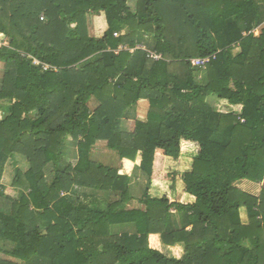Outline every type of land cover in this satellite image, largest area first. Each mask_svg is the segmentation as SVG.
<instances>
[{"label": "trees", "instance_id": "16d2710c", "mask_svg": "<svg viewBox=\"0 0 264 264\" xmlns=\"http://www.w3.org/2000/svg\"><path fill=\"white\" fill-rule=\"evenodd\" d=\"M129 1L0 0V264H264V0ZM182 140L198 146L180 174L194 201L151 196L156 150L178 159ZM15 155L13 196L1 180ZM123 159L137 170L119 173ZM152 233L182 257L149 248Z\"/></svg>", "mask_w": 264, "mask_h": 264}, {"label": "crops", "instance_id": "0c3cea01", "mask_svg": "<svg viewBox=\"0 0 264 264\" xmlns=\"http://www.w3.org/2000/svg\"><path fill=\"white\" fill-rule=\"evenodd\" d=\"M98 18L100 19V17H96L97 21H93L92 25H93L94 28H91V31L92 32L94 31L93 33H96V34L100 35L103 32L104 28H105V22L102 21V19H100V21H98ZM137 104H138L137 105L138 108H137V111H136V116H137L138 119L143 120L146 117V113H147V110H148L149 103H148V101L146 99H142ZM226 106H227L226 110H225V107H222V106L221 107L225 111H227L228 109H231V107L232 108L233 107H238V109H235V111H237L241 107V106H237V105L236 106L226 105ZM232 111H234V110L232 109ZM128 124H130V122ZM96 146L97 145H95V149H96ZM96 150L98 151V149H96ZM158 151H160V152H158ZM170 158L171 157L165 156L163 154L162 150H156V153H155V156H154V160H153V168H152V174H151V178H150L151 180H150L149 188L147 189V191L153 197L154 196L161 197L163 195H166L168 197V192H164L162 195H153L154 191H160L159 185H156L155 188L153 187V182L154 181L159 180V181H163V182H168V190L175 194V198L170 200L171 202L192 203L193 201L189 202L187 197H185V202H182V195L184 193H187V192H185L184 183L182 182V180L180 178V174L182 172L190 169L192 160H189V159H187V161L186 160H182L181 157H179L178 159H173L172 158L173 161H171V162H173L175 164V166L173 168L172 165L169 164ZM138 164H139V159H137L135 162H132L131 160L123 159V160H121V166L119 168V173H126V174L130 175L131 173H134L137 170L136 167H137ZM185 165H187V167H185ZM168 168H170V169L173 168L172 170L175 172V175L174 174L172 175L173 179L166 178L167 177V175H166L167 173H166L165 169L168 170ZM154 169H157V171H156L157 173L156 172L154 173L155 177H153ZM94 171L100 172L103 176L107 177L108 179H111L113 177L111 172L103 171L102 169H99L97 167V165L94 166ZM137 176H138L137 179H134V178L131 179L130 185L132 186V188L133 187H136V188L138 187L139 191H137L135 193L132 190L131 194H132V196L134 198L127 204V207H129V208L141 207L140 204L138 203L137 199L142 196V194L144 193L145 184H147V181H146L147 179H146L145 176H142V174H138V173H137ZM248 183H249L250 187L254 186V185H252L254 183L251 184V182H249V181H248ZM178 184L181 186L179 191H177ZM255 190L257 191L258 189H256V187H255ZM187 194H188V196H192L189 193H187ZM153 236H155L157 238L156 241H153L151 239ZM156 242H158V247L150 246L151 244L156 243ZM148 246L151 249L158 250L161 253H163L164 255H167L169 257H174V258H176V257L171 252L172 248L179 246L182 249V252L180 254V258L182 257L183 252H184V247H183V245L181 243H176L174 245H167V244L163 243L159 233L149 234ZM142 252H144V251H142ZM141 254L142 253L138 252L133 257L128 258V260L129 261L133 260L136 257L137 258H142Z\"/></svg>", "mask_w": 264, "mask_h": 264}, {"label": "rangeland", "instance_id": "374dc122", "mask_svg": "<svg viewBox=\"0 0 264 264\" xmlns=\"http://www.w3.org/2000/svg\"><path fill=\"white\" fill-rule=\"evenodd\" d=\"M129 4L131 6H133V0L132 1H129ZM90 14V13H89ZM89 26H91V28H94L93 27V21H97L96 20V17H94V15L90 14L89 16ZM92 21V22H91ZM98 21H100V19L98 18ZM103 21V19H102ZM264 26V21L260 24V26H257L255 27L254 31L255 33H259L260 31V27ZM91 32V30H90ZM150 39V38H149ZM144 45V44H143ZM2 65L3 63L0 62V75H1V72H2ZM216 103V104H215ZM138 105V104H137ZM212 105H214V107H217V105H220V108L223 109L222 107H225V110L227 109V106L226 104H223L221 103V100L220 101H217V102H212ZM222 106V107H221ZM137 106H136V111H137ZM234 110L235 109H238V107H231V109H228V110ZM238 111V110H237ZM131 112V111H130ZM135 114V115H134ZM129 118L124 119L123 121V129L124 130H132L133 126H134V122L135 120L137 119V116H136V112H132L130 113V116H128ZM130 122V124H128ZM184 142L187 144V143H192V142H188V141H185ZM71 144V143H70ZM68 144V145H70ZM194 145H196L195 143H192ZM69 148V147H68ZM96 149H98L101 153H104V152H109L111 150L108 149V147H106V144L105 142H98L97 143V146H96ZM198 150V146L196 145V149H195V152H192V151H188L187 149H185L183 152L181 151V154H180V157L182 160H186L189 159V160H192L193 156L196 154V151ZM160 152V151H158ZM188 160V161H189ZM172 158H170V161H169V164L172 165V167L174 168L175 164L173 162ZM16 168H20V169H25L26 168V162L24 161V158L23 156H20V155H15L13 158L9 159L8 162L6 163V166H5V171H4V174H3V177H2V184L4 185V191L6 194H9V195H16L17 193L15 192V190L13 189V187L11 186V181L14 177V174H15V170ZM172 168V169H173ZM168 168L165 169L166 170V175L168 179H173L172 175L174 174L175 175V172ZM157 171V169H154V172H153V177L154 176V173ZM94 173H96V171H94ZM157 173V172H156ZM170 173V174H169ZM156 175V174H155ZM175 177V176H174ZM151 178V177H150ZM151 180V179H150ZM252 184V183H251ZM237 185L242 188L243 190L247 191V192H250V193H253V194H257L258 193V190L260 189L261 187V183H254L252 185V187H250L248 181L244 180V181H239L237 183ZM255 187L256 189H258L257 191L255 190ZM133 192H137L139 191V188L137 187H133L132 188ZM144 190H145V187H144ZM241 215H242V219L243 220H246V216H245V211L244 210H241ZM3 244L4 248L7 249V250H11L12 249V245L10 243H7V242H4V243H1ZM243 244L245 245H249V242H244ZM0 258H5V259H12L9 255L5 254V253H2L0 252ZM15 260V259H14Z\"/></svg>", "mask_w": 264, "mask_h": 264}, {"label": "clouds", "instance_id": "9594fccd", "mask_svg": "<svg viewBox=\"0 0 264 264\" xmlns=\"http://www.w3.org/2000/svg\"><path fill=\"white\" fill-rule=\"evenodd\" d=\"M258 34V33H257ZM221 103L223 104H227L228 101L227 100H222ZM185 149H187L188 151H192V152H195V149H196V145L192 144V143H185L183 140L181 141V151L183 152ZM185 167H187V165H185ZM183 170V169H182ZM156 185H159V188H160V191H154L153 192V195H162L164 192H168V198L169 200H172L175 198V194L171 191L168 190V182H163V181H154L153 182V187L155 188ZM180 185L178 184V187H177V191L180 190ZM185 197L188 198V201L191 202V201H194L195 197L194 196H188L187 193H184L182 195V202H185ZM153 241H156L157 238L155 236H153L151 238ZM150 246H153V247H158V242L156 243H153L151 244ZM171 252L172 254L177 258L179 259L180 258V254L182 252V249L177 246V247H174L171 249Z\"/></svg>", "mask_w": 264, "mask_h": 264}, {"label": "built area", "instance_id": "2783aa9c", "mask_svg": "<svg viewBox=\"0 0 264 264\" xmlns=\"http://www.w3.org/2000/svg\"><path fill=\"white\" fill-rule=\"evenodd\" d=\"M41 19H42V17H40ZM114 35H118V33H114ZM4 45H8V39H7V37L6 36H4L2 33H0V47H2V46H4ZM137 47H141V48H144V46H140V45H138V46H136V48ZM126 48V47H125ZM129 49V51L130 52H133L134 51V49L135 48H128ZM147 51H149L148 49H147ZM149 56L151 57V58H153V59H158V58H160V55L159 54H156V53H154V52H150L149 51ZM209 60V58H201V57H195V58H192L191 59V63H192V65H194V66H201V67H205V64H206V62Z\"/></svg>", "mask_w": 264, "mask_h": 264}]
</instances>
